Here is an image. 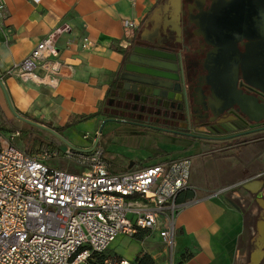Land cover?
<instances>
[{"label":"crops","instance_id":"obj_1","mask_svg":"<svg viewBox=\"0 0 264 264\" xmlns=\"http://www.w3.org/2000/svg\"><path fill=\"white\" fill-rule=\"evenodd\" d=\"M3 2L0 115L9 114L6 102L10 100L18 120L52 130L69 125L64 135L72 133L79 124L95 127L103 120L97 113L102 111L110 86L121 72L124 49L133 41L147 44L160 33H179L181 0ZM123 20L134 22L136 27L126 32ZM58 27L65 28L56 40L63 77L55 89L3 75ZM84 38L90 45L81 49ZM0 129L6 128L0 124ZM96 134L95 129L88 134L84 147L79 148L88 147ZM64 135L60 137L63 139ZM176 151L172 158H160L141 167L129 163L126 171L113 172L135 171L179 158L190 160L188 188L175 200L179 210L173 218L172 264H264V132L225 146L190 144ZM230 187L231 192L217 194ZM137 233V239L148 233L150 236L142 245L136 241L132 245L124 239L126 236H120V243L130 245L133 254L129 258L117 253L121 256L118 258L133 262L139 253H145L157 264H166L167 245L158 231Z\"/></svg>","mask_w":264,"mask_h":264},{"label":"built area","instance_id":"obj_2","mask_svg":"<svg viewBox=\"0 0 264 264\" xmlns=\"http://www.w3.org/2000/svg\"><path fill=\"white\" fill-rule=\"evenodd\" d=\"M3 9L0 0V16ZM122 26L126 32L136 27L129 20ZM64 30L54 28L3 75L55 89L63 77L56 40ZM89 45L84 38L80 48ZM18 135L0 130V264H88L116 237L140 230H157L173 249L175 200L188 188V158L113 173L96 135L85 148L67 145L33 153L14 144ZM61 158L75 168L54 166ZM105 263L134 264L117 258Z\"/></svg>","mask_w":264,"mask_h":264},{"label":"flooded vegetation","instance_id":"obj_3","mask_svg":"<svg viewBox=\"0 0 264 264\" xmlns=\"http://www.w3.org/2000/svg\"><path fill=\"white\" fill-rule=\"evenodd\" d=\"M151 43L166 52L171 60L177 61L178 56L185 58L181 64L188 77L185 78V96L179 92V74L171 73L167 75L174 79L173 82L155 77L150 81L166 85L177 92L167 94L171 99L161 101L160 106L150 104L153 98L131 93L129 84L121 82L120 76L127 75L122 70L110 86L102 110L104 119L115 120L111 122L136 133L185 139L201 147L222 146L239 139L210 140L246 130L253 124L249 119L240 122L234 113L225 114V123L219 122L222 116L214 118L210 114L213 102L208 99L210 89H213L214 94L218 91V78L223 68H227L228 73L232 70L235 87L237 81L249 83L255 77L264 79V0H181L179 33H160ZM124 52L126 69L157 76L165 74L158 68L131 66L128 64V58L132 56L130 47ZM174 62L156 63L177 70V63ZM141 78L145 79L144 76ZM237 90L244 98L258 95L247 90L244 85H238ZM237 103L227 101L224 105L215 103L218 105L212 107L215 112L226 107H232L230 110L233 111L242 110ZM251 115L248 117L251 118ZM177 133H194L205 139L189 138Z\"/></svg>","mask_w":264,"mask_h":264},{"label":"rangeland","instance_id":"obj_4","mask_svg":"<svg viewBox=\"0 0 264 264\" xmlns=\"http://www.w3.org/2000/svg\"><path fill=\"white\" fill-rule=\"evenodd\" d=\"M7 111L9 114L0 115V124L4 125L6 129H0L6 133L18 132L19 135L13 139L14 144L18 148H22L26 152H39L41 151V142L44 138L57 139L52 137L49 133L42 131L37 126H34L32 121H21L16 118V110L11 106L10 100H7ZM106 101L102 105V110L105 108ZM103 119L105 116H101ZM103 121V120H102ZM102 121L93 127L91 124L82 123L73 129V132L69 134H63V140H60L61 146L75 145L79 147H84L85 140L82 139L84 134H92L94 130H97L98 144L104 151L105 158L111 163L112 169L117 167L127 168L129 163L137 164L136 166H144L152 164L155 160L160 158H172L177 155L176 149H181L190 145L189 140L175 138L171 136H160L154 134L136 133L134 130L128 129L127 127H120L114 122L107 121L102 124ZM31 122V123H30ZM72 136V137H71ZM225 146L226 144H221ZM160 152L156 155L154 151ZM63 170L74 169L75 165L71 161H65L64 159H59L57 162L53 163ZM231 192V191H230ZM138 233L134 234L132 237L124 238L128 243L137 242L145 243L149 238V233L143 235L140 239L135 238ZM121 237L118 236L110 244L109 249L104 253V259H110L111 257L117 258L122 256H132V248L130 245L125 246L120 243ZM135 242V243H136ZM164 248V245L163 247ZM115 250V251H114ZM166 254L164 261L166 264H172V251L168 246H166ZM116 252V253H115ZM144 255L150 257V255L145 253H139L133 260L140 258ZM152 259V258H151ZM105 260V261H106ZM97 259L92 258L88 264H95ZM154 261V260H153ZM163 260L162 262L165 263ZM106 264V263H105ZM154 264H157L154 262Z\"/></svg>","mask_w":264,"mask_h":264},{"label":"water","instance_id":"obj_5","mask_svg":"<svg viewBox=\"0 0 264 264\" xmlns=\"http://www.w3.org/2000/svg\"><path fill=\"white\" fill-rule=\"evenodd\" d=\"M133 42L130 44L131 54L128 58V64L131 66H144L146 68H158L160 70L165 71V74L157 75H151L142 73L140 71H134V70H128L125 68V61L121 68V71L123 70V74H126L125 77L122 75L120 76L121 82L125 84H129L131 93H136L138 95H144L145 97H151L153 98V101L150 104H153L155 106H160L161 101H167L170 100V96H166L167 94L171 95L176 90H171L170 87L166 85H157L152 83L150 80L151 78H159L162 81L165 82H173L174 79L171 78V76L167 74L176 73L178 77V82L181 84L180 93L184 97V89H185V78L187 77V73L183 72L182 70V58L181 56H178L177 61L171 60L168 55H166V52L162 51L161 49H158L154 47L152 43L147 44H140L139 42H135V46H133ZM158 45V44H157ZM157 60V61H156ZM153 61H160V62H174L177 65V70L170 69L168 67H163L156 62ZM229 70V68H228ZM119 76V75H118ZM141 76H144L145 79H142ZM188 78V77H187ZM238 85L242 86L244 85L245 88L247 87V90L250 92H253L255 94H258L257 96L251 95L247 98H244L240 94V92L237 90ZM128 85H126L127 87ZM119 87V86H118ZM217 93L214 94L213 89H210V96L209 101L213 102L211 103L212 106L224 105L227 101H237L238 103L236 105H239L242 110L239 111H233L230 109H233L232 107L229 108H223L219 110L218 112H215L213 110V107L211 106V109L209 110L210 114L215 118L222 116L219 119V122H224L227 119L225 118V114L227 113H234L236 115V119L240 122L245 121V119H249L253 124L248 127L246 130H239L236 133H233L232 135H227L223 137H216L211 138L210 140H230V139H236L241 138L244 136L253 135L256 133L264 132V79L260 77H255L252 82H246V81H237V86L234 85V80L232 79V70L228 73L227 68H223L221 71V77L218 78V88ZM177 92V91H176ZM216 95L218 97H216ZM218 103V104H215ZM251 115V118L248 117V115ZM253 116V117H252ZM19 117V116H18ZM21 118V117H20ZM22 119V118H21ZM28 122L27 120H25ZM107 121H115L111 119H103L102 124L106 123ZM31 123V122H30ZM34 126H37L38 128L44 130L45 132H48L52 134L54 137L58 138L59 140H63L62 137H60L54 130L48 127H44L42 125H39L37 123H32ZM179 135H183L189 138H196V139H205V137H202L198 134L194 133H177Z\"/></svg>","mask_w":264,"mask_h":264},{"label":"trees","instance_id":"obj_6","mask_svg":"<svg viewBox=\"0 0 264 264\" xmlns=\"http://www.w3.org/2000/svg\"><path fill=\"white\" fill-rule=\"evenodd\" d=\"M97 115H101V116H105L103 111H100L97 113ZM91 117V116H90ZM67 127H69V125H66L62 128H56L54 129V131L59 135V136H63L64 131L67 129ZM61 146V142L57 139H48V138H44L41 142V149L42 150H47V149H58ZM155 154H160V152H158L157 150L154 151ZM118 171H126L125 168L122 169H112V172H118ZM95 258L97 259L95 264H105V260L103 254H93L91 256V258L88 260V262L92 259ZM108 260V259H107ZM132 263L134 264H154V261L151 259V257L144 255L140 258H137L135 261H133Z\"/></svg>","mask_w":264,"mask_h":264}]
</instances>
